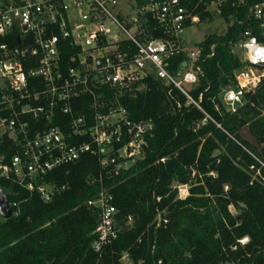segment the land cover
I'll return each instance as SVG.
<instances>
[{
	"label": "trees",
	"instance_id": "trees-1",
	"mask_svg": "<svg viewBox=\"0 0 264 264\" xmlns=\"http://www.w3.org/2000/svg\"><path fill=\"white\" fill-rule=\"evenodd\" d=\"M193 15L200 23L213 19L204 3ZM245 15V9L224 8L226 29L196 45L202 75L189 94L195 102L201 95V111L152 76L123 99L133 121L154 125L142 160L118 173L109 167L100 185L97 158L84 156L38 181L58 188L47 203L0 180L12 212L0 217V264H123L124 257L131 264H264V82L235 113L220 99L242 67L231 47L248 24ZM2 43L15 45V39ZM185 55L172 60V74ZM15 151L7 140L0 146L6 159ZM180 186H186L184 199ZM101 188L112 196L117 238L95 252L99 210L87 203Z\"/></svg>",
	"mask_w": 264,
	"mask_h": 264
},
{
	"label": "built area",
	"instance_id": "built-area-1",
	"mask_svg": "<svg viewBox=\"0 0 264 264\" xmlns=\"http://www.w3.org/2000/svg\"><path fill=\"white\" fill-rule=\"evenodd\" d=\"M201 3L219 18L224 8L246 11L248 24L231 47L242 67L220 92L235 113L264 82V0H0V38L15 39L0 44V146L7 140L16 150L10 159L0 156V180L47 203L58 188L38 181L84 156L97 158L100 185L109 167L118 173L142 160L154 125L133 121L123 99L149 76L201 111V95L195 102L189 94L202 75L201 53L185 40L200 23L193 12ZM182 53L187 59L172 74L170 64ZM178 192L184 199L186 186ZM111 201L101 188L87 203L99 210L95 252L117 238Z\"/></svg>",
	"mask_w": 264,
	"mask_h": 264
},
{
	"label": "rangeland",
	"instance_id": "rangeland-1",
	"mask_svg": "<svg viewBox=\"0 0 264 264\" xmlns=\"http://www.w3.org/2000/svg\"><path fill=\"white\" fill-rule=\"evenodd\" d=\"M224 30H225V26L223 21L218 16H214L212 21L199 23L195 27L188 29L185 33V40L188 47L192 49L199 42H201L207 35L214 33L220 34ZM243 136L245 139L247 138L249 141H252L247 131L244 132ZM122 261L123 264H131L126 257H124Z\"/></svg>",
	"mask_w": 264,
	"mask_h": 264
},
{
	"label": "water",
	"instance_id": "water-1",
	"mask_svg": "<svg viewBox=\"0 0 264 264\" xmlns=\"http://www.w3.org/2000/svg\"><path fill=\"white\" fill-rule=\"evenodd\" d=\"M212 34L207 37V40L211 38ZM11 208L5 197V195L0 191V217L2 219H8L11 216Z\"/></svg>",
	"mask_w": 264,
	"mask_h": 264
},
{
	"label": "crops",
	"instance_id": "crops-1",
	"mask_svg": "<svg viewBox=\"0 0 264 264\" xmlns=\"http://www.w3.org/2000/svg\"><path fill=\"white\" fill-rule=\"evenodd\" d=\"M213 17H214V16H213ZM220 19H221V18H220ZM221 20H222V19H221ZM223 23H224V22H223ZM224 26H225V24H224ZM209 35H210V34H209ZM209 35H207V36H209ZM203 40H204V39H203ZM201 42H202V41H201ZM199 43H200V42H199ZM199 43H198V44H199Z\"/></svg>",
	"mask_w": 264,
	"mask_h": 264
}]
</instances>
